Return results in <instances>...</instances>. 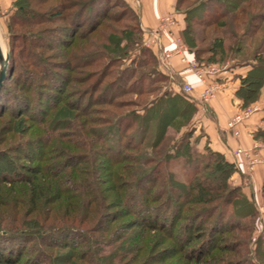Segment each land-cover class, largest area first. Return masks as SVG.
<instances>
[{"label":"trees","instance_id":"1","mask_svg":"<svg viewBox=\"0 0 264 264\" xmlns=\"http://www.w3.org/2000/svg\"><path fill=\"white\" fill-rule=\"evenodd\" d=\"M55 1L17 0L8 27L13 44L0 85V110L6 112L11 106L17 111L13 116L26 114L34 122V139L20 141L17 152L38 164L25 167L30 174L25 176L13 158L10 161L14 163L4 161L10 153L0 155V182L29 185L27 196L14 198L16 222L0 229V243L18 237L21 245L16 250L1 245L0 264H161L170 250L161 248L163 242L154 233L174 241L185 252L181 264H234L214 252L236 251L234 244H218L226 234L247 231L245 221L255 218L258 212L253 199L235 194L230 186L237 166L209 146L205 153L193 151L189 135L173 148L166 147L170 130L189 125L198 111L197 104L182 94L165 91L142 104L135 103V109L127 113L117 111L127 106L121 100L124 96L156 93L154 88L143 87L151 74H159L153 69L157 64L155 53L141 49L142 58L134 60L135 68L116 71L124 53L120 45L136 44L132 29L125 27L114 32L117 37L107 36L94 52L70 58L64 54L68 63L44 62L43 51L57 54L58 44L67 49L75 43L77 31L72 28L79 27L85 12L105 20L109 14L104 11L123 7L142 33L138 14L124 0H67L66 4L75 10L69 27L64 37L63 29L55 27L54 42L50 43L46 36L53 31L41 27L67 21V5H52ZM255 6L264 8V0H177L175 11L184 15L186 25L181 35L193 50L198 35L206 33L205 41L211 29L223 33L234 28L237 34H243L240 43L249 37V28H254L250 37H256L262 27L255 24L260 18L252 15ZM101 24L97 23L87 35L95 33ZM211 43L210 59L220 57V62L227 59V51L236 57L243 51L242 45L229 47L223 37ZM88 46L93 47L90 41ZM199 53L203 50L196 51L197 56ZM34 58L42 61L40 66ZM238 62L251 67L237 91L247 104L264 86V63L253 64L245 59ZM39 67L46 76L44 83L35 73ZM94 67L97 69L90 72L94 83L84 93H68L70 84L80 81L64 72L80 74V69ZM159 76L152 85L167 78ZM10 79L24 94L34 92V99L8 90ZM181 120L185 124H179ZM15 128L10 131L13 133ZM262 138L264 130L254 135L255 140ZM174 162L182 166L179 175L172 170ZM102 170L104 174H100ZM11 171L15 175L7 174ZM54 235L57 238L50 239ZM59 236L62 241L54 242ZM69 238L76 243L80 239L81 245H71ZM31 244L34 247L28 249ZM159 248L162 250L153 253Z\"/></svg>","mask_w":264,"mask_h":264},{"label":"rangeland","instance_id":"2","mask_svg":"<svg viewBox=\"0 0 264 264\" xmlns=\"http://www.w3.org/2000/svg\"><path fill=\"white\" fill-rule=\"evenodd\" d=\"M80 1L85 3L89 0H80ZM259 1H263V0H259ZM15 2H13L9 8L5 7L4 5L1 6V4H0V14H1V16H0V46L2 48L4 56L7 58H8L9 52H11V50H12V44H13L12 35L10 34L8 27L11 23V16L15 12ZM61 2L65 3V5H67V7H68L64 11V15H65L67 21L66 22H59V23L54 24V25L46 24L45 26H42L41 28H47V29L53 31V29H55V27H60L61 29H63V31H61L62 32L61 36L64 37L63 33H64L65 29H67V27H69L68 21L70 20V15H72L75 10H73L70 7V5L66 4L67 2H69L67 0H57V1L53 2L52 5L56 4V3H61ZM100 13H102V11H100ZM103 13L107 14V15L109 14V17L105 20H103L99 16H95L94 14L89 15L88 12H85V14H83L80 18L81 22L79 24V27L78 28L77 27L72 28L73 31H77V36H76V39L74 40L75 43L73 45H71L70 48H67V49L64 48V46H60L61 44H58L59 48L56 50L57 54H54L55 52L43 51V53L45 54L44 55L45 56L44 62L47 64L51 63L52 65H53L54 61H65L66 63H68L67 58H70L72 56L85 55V54H88L90 51L91 52L96 51L95 47L102 45L103 42L106 40L107 36H109V37L113 36L115 38V37H117V35H114L115 31L121 32L125 29V27H127V28L132 29V31H130V33H133V35H135L133 37V39H135L136 44L131 46L128 43L123 42L120 45V49L124 53L122 54V59L120 60L121 62H119V64H117V66L115 67L116 71L117 70L123 71V70L129 69V68H135L137 64L134 63V60L142 58V55L140 54L141 49L152 50L155 53V55H156V53H159L160 50H158L156 52L152 46H150L152 48H148L146 46L148 44L147 43L148 40L151 39L147 33L148 31H152V32L157 31L158 36H159V41L161 40L160 41L161 50L163 49V50H167V51L172 52V56L170 59L171 64L174 60V57H178V58L181 57L180 56L181 53H175L178 51L182 52V53L186 51V55L189 58L195 60L198 63V65H200V66L218 65L220 67H223L224 70L226 69V71L228 73H232V69L234 71H237V70L240 71L244 67H250V66H242V64L238 62L239 60L241 61L242 59L243 60L245 59L246 61H251L253 64L257 63L256 61H258V62L261 61V63H264V27H263L264 26V8H262V7H256L255 6V8L252 12V15H254L255 18H256V16H260L259 20H257L255 24L256 25L258 24V26L261 25V27H262L259 34H257L256 37H253V38L250 37V35H252L251 33L254 31V28H249L250 29V33H248L249 37H247L246 39L243 38V40H242L243 42L240 43L239 41H241V37L243 36V34L242 33L237 34L236 31L234 30V28L231 30H227V31L223 32L224 34L223 33H217L211 29V30L207 31V37H206L207 40H205L206 42L204 41V36L206 35V33L204 35H203V33L198 35L197 47L193 50H191L185 44L184 39L181 35L182 30L178 31V29L180 27L181 19H182L181 17H184V15L181 14L180 12H176V14L175 13L163 14L160 17V23H159L160 25L157 29L146 30V29L141 28L142 33L138 32L139 28L136 26L137 24H136L135 18H133L127 11L123 12V7L115 6L114 8H112L110 10L109 13L107 11H104ZM165 17H170L172 19L171 22H168V23L170 25H172L171 29L174 32V36L179 40L178 47L173 45L172 43H170L169 40L164 35L165 34V30H164L165 22L162 23V20ZM115 18H116L117 22H115ZM101 21H102V24H101V26L97 27L96 32L93 33L92 35H89V34L87 35V31H89V30L91 31L92 29H94L96 24L101 22ZM161 23H162L163 27H162ZM185 25H186V23L184 21V28H185ZM38 29H40V28H38ZM195 29L199 30V28H195ZM19 30H21V29H17V30L15 29V31H19ZM241 30H243V28H241ZM21 31H25V30H21ZM54 34H55V32L53 31L51 34L48 33L46 36L47 40L50 43L54 42V38H53ZM115 34H116V32H115ZM83 37H87V39L83 40ZM221 37H223L226 40V44L229 47L242 45L241 48H243V51H241L240 56L236 57V55L233 54L234 52L227 51V54H226L227 59L225 61L220 62L219 61L220 57H217V59H215V60L210 59L212 57V53L208 49H209V47L212 46L211 41L215 40L216 38H221ZM65 39L67 41L71 42L70 41L71 38L65 37ZM89 41L93 45L92 48L90 46H88ZM53 44L55 45V43H53ZM166 44H169V45H166ZM127 46H128V48H127ZM110 48H112V46H110ZM197 50H200L201 52L203 50V53H199V56H197V54H196ZM173 53H174V55H173ZM64 54L67 55V58H65ZM241 54L244 57L241 56ZM254 57L256 59H254ZM56 58H60V59L56 60ZM34 60L37 64H39V66L41 65L42 61L40 62L39 60H37L35 58H34ZM254 60H256V61H254ZM17 61H19V60L17 59ZM103 63L104 62H102V64ZM183 65L185 67L182 71H179L175 74L172 73L171 75L164 74V73H162V71L159 67L160 62H159V59L157 58V64L153 69H157L159 74H161L162 76L167 77V78L166 79H160L159 83L152 85L153 79L161 78L159 76V74L153 73L148 77V80H146L145 84H143V87H145L146 89H148V88L156 89L157 90L156 93L151 95V96L145 95L143 97H138L134 94L124 96L121 98V100L126 102L127 106H123L120 108V110H117V111L121 114L127 113V112L135 109V107H136V106H134L135 103L136 104H142V103L148 101L149 99L151 100V99L155 98L156 96L161 95L165 91H175V90H173L174 86L177 87V89H178V91L176 93H179L185 97H188V99L191 101L193 99L192 93L194 92V87L190 84L193 88V91L190 95L183 91L184 85L189 84V83H185L181 78V75L185 74V70L187 68V66L185 64H183ZM0 68H1V65H0ZM94 69H97V68L94 67V68L80 69L79 71H81V73H84L83 75L81 73L80 74H78V73L70 74L69 72H64L66 75H70L71 78L74 77V78L79 79V81H80V83L79 82L71 83L69 88L67 89L68 93L71 91H82L84 93L86 91V89L89 86H91L95 81V77L91 76V73H90ZM59 71H62V70H59ZM35 73H36V75H38L37 77L39 80H41L42 83L46 82L45 81L46 76H44V72L43 73L41 72V67H39V70ZM88 73H90L89 76L84 77ZM187 73H191V72H187ZM115 75H114V77H115ZM218 79L219 78L214 77V78H211L209 80L211 82H214V83L218 84L219 86H221V83ZM231 81L235 84L236 82H238L237 77L234 76L233 80H231ZM239 83L241 84V79L239 80ZM7 87H8L7 88L8 90L15 91L16 93L18 92L29 100L34 99V94H35L34 92H32L31 94H27V95L24 94L19 89L18 83L12 79H10V81H8ZM217 93L218 92H216L215 96L217 95ZM254 93L255 92H253L252 95ZM98 94L99 93H97L96 95H98ZM11 105H13V104H11ZM84 105H85V102L81 104L82 107H84ZM263 108H264V86L262 87V89L260 90V92L257 95H253L250 103H247V104L243 103L242 108L235 115H237L239 113H243L247 110H252V109H257L259 111L260 109H263ZM3 111L4 110H2V109L0 110V155H2V153H4V154L10 153V155L8 156L9 158L4 159V161H10V159L13 158L16 165H20V167H21L20 171H22V173L25 176H30L29 172H27L25 167H32L34 165H37L38 162H35L36 164L29 162L28 159L23 158L21 156V154L17 152V148L19 147L18 144L20 141L34 139L31 136V132L33 131L32 129H34V127H33L34 122L26 114H24L23 116H20V117L18 114H16V116H13V114H15V112H17V111L15 108L13 109L11 106H10L8 111H6V112H3ZM197 113H198V111H197ZM197 113L194 114L190 124L187 125L185 128L183 127L181 130L179 128L170 130L168 141L166 142V144H167L166 147L168 146L167 149L173 148L176 143H179L181 141L182 137L189 135L190 136L189 147L193 151L194 150L197 151L198 154L205 153V149H206V147H208V144H207L208 142L205 139L203 131H201L200 127L198 126V120L196 118ZM256 113H254V114H256ZM179 124L183 125V124H185V122L183 120H181V121H179ZM14 127H16V128H15V131L13 133L14 134L17 133L15 137L13 136L14 134L10 131ZM18 130H19V132H17ZM255 142L261 143L262 145H264V138H262V140H255ZM25 148H26V150L31 151L30 147L25 146ZM10 162H12V161H10ZM14 162H12V163H14ZM235 165L237 166L238 171L232 176V179L230 180V186L232 187V189L236 190L234 192L235 194L243 195L251 201L252 198H251V194H250L251 193L250 192V185L254 182L255 173L252 176L247 175L245 164H244L243 160L240 162V165L242 166L241 170L237 164H235ZM181 169H182V166L178 165L177 162H174L172 164V170L176 174H178ZM8 173L11 176L15 175L14 174L15 172H12V171L7 172V174ZM101 173L104 174V170H102L100 172V174ZM1 176H2V173L0 172V181L3 180L1 178ZM0 183H1L0 184V229H7L8 225H11L13 223V221L16 222V218H17L16 212H15V205H14V204H16L17 201H15L14 198L17 197V195L24 196L26 194V196H27L29 185L21 183V184H17V185L13 186V185H10L4 181L0 182ZM256 193H257V200H255L254 198H253V200L255 202V206H256L258 212L256 210L257 214H256L255 218H251V219H248L247 221H245V224L248 226L247 231L246 230H241V231L239 230V231L232 232L231 234H226L223 237L222 241L219 242V244H218V246L219 245L234 244L233 248H235L236 251H230L229 250L226 253H224L222 251L215 250V252H214V254L220 253L222 255H225L224 257H228L226 259L227 260L230 259L229 261H233L234 264H264V179L262 180V182L259 181L258 187L256 188ZM10 222H12V223H10ZM17 223H19V222L17 221ZM209 229H210V225L207 226V228L205 229V233H204L205 236L204 237L207 236ZM154 235L157 236V239H159L161 242H163V244L161 245V248H169V250H170L164 256H163V254H161L160 257L163 256V259H165V260H163V263H161V264H181V262L179 260L182 258V255L185 252H181V250L178 249V247L176 246L174 241L169 240L168 238H165V236H163L162 234H155L154 233ZM55 238H57L56 235L50 237V239H53V240ZM61 239H62V236H59V238L56 239V241H54V242L62 241ZM13 240L14 241H11V242L10 241H3L0 243V246L3 245V248H6V249L13 248V250L14 249L16 250L18 248V246L21 245V238L15 237ZM68 241L71 245H81L80 239L78 240V243H76L77 241L75 242V240H73V238H69ZM31 247H34V246L31 244L28 249H30ZM161 248H159L158 250H156L153 253H156L157 251H161L162 250ZM66 251H69V250H66ZM81 251H82V247L78 248L77 252L79 253ZM236 252H237V254H235ZM58 253L61 254V253H65V252H58ZM156 261H158V260H156Z\"/></svg>","mask_w":264,"mask_h":264},{"label":"crops","instance_id":"3","mask_svg":"<svg viewBox=\"0 0 264 264\" xmlns=\"http://www.w3.org/2000/svg\"><path fill=\"white\" fill-rule=\"evenodd\" d=\"M16 0H0L1 6L9 8ZM139 16L142 29H157L160 23V17L165 13H175L177 0H124ZM1 16V14H0ZM181 23L178 31L184 29V17H181ZM169 45V44H166ZM155 50V49H154ZM183 63L178 57H174L172 62V73H177L184 69ZM250 67H244L240 71L228 73L226 69L219 77L221 83L220 90L205 108H202L201 97L204 85L192 73L181 75L185 83L194 87L192 102H195L198 108L197 120L200 130L203 131L208 146L215 152L225 156V158L239 166L242 158L235 155L238 147L251 148L254 143V135L264 130V108L260 109L249 120L245 121L240 127V138L235 137L227 128V123L243 106L244 101L238 97L239 80L245 77L250 71ZM235 74V75H234ZM238 82L235 84L231 81L234 76ZM177 92V87H173ZM264 179V164L257 167L254 182L250 185L251 198L257 200L256 188L259 181Z\"/></svg>","mask_w":264,"mask_h":264},{"label":"built area","instance_id":"4","mask_svg":"<svg viewBox=\"0 0 264 264\" xmlns=\"http://www.w3.org/2000/svg\"><path fill=\"white\" fill-rule=\"evenodd\" d=\"M171 20L172 19L170 17H165L162 20V23L165 22V25H164L165 34L164 35L169 40L170 43L178 47L179 40L174 36V32L171 29L172 25L168 23V22H171ZM147 33L151 39L148 40L147 42L148 44L146 46L148 48L153 47V49H155L156 52L160 50L159 53H156V56L160 62L159 67L164 74L171 75L172 74V64H171L170 59L172 56V52L163 50V49L161 50V44H160L161 40L159 41V36H158L157 31L155 32L148 31ZM175 53H181L180 54L181 57H179V59L181 63L187 66L185 73L191 72L195 74L197 79L200 80V82L204 84V89H203L200 105L202 106V108H205L207 104L213 98H215L216 92H218V90L220 89V86L218 84L211 82L209 79L214 78V77L219 78L220 75L223 73L224 68L218 65L200 66L195 60L189 58L186 55V51L183 53L179 51ZM183 91L190 95L193 91V88L190 84H185L183 87ZM257 111H258L257 109H252V110H247L243 113H239L235 115L227 123L228 130L231 131V133H233L235 137L240 138L241 136L240 127L242 126L244 121L251 118V116ZM235 155L242 158L245 164L247 175L252 176L256 172L257 167L264 164V145H262L261 143L255 142L251 148L238 147L235 150Z\"/></svg>","mask_w":264,"mask_h":264},{"label":"water","instance_id":"5","mask_svg":"<svg viewBox=\"0 0 264 264\" xmlns=\"http://www.w3.org/2000/svg\"><path fill=\"white\" fill-rule=\"evenodd\" d=\"M0 65H1L0 68V85H1L6 75L7 66H8V58L4 56L1 46H0Z\"/></svg>","mask_w":264,"mask_h":264}]
</instances>
